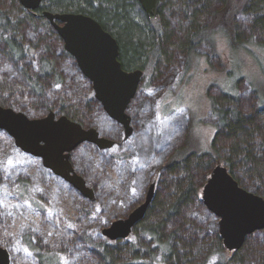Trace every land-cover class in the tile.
I'll list each match as a JSON object with an SVG mask.
<instances>
[{
	"label": "trees",
	"instance_id": "obj_1",
	"mask_svg": "<svg viewBox=\"0 0 264 264\" xmlns=\"http://www.w3.org/2000/svg\"><path fill=\"white\" fill-rule=\"evenodd\" d=\"M158 1L156 17H148L137 0H45L42 8L93 17L116 38L122 67L150 71L151 85L156 80L165 81L174 65L184 70L190 55L202 43H211L213 48L204 30L219 15V4L222 10L228 7L226 30L231 47L248 43L264 47V0H244L235 5L231 0ZM0 58V105L13 106L26 96L33 101L30 117L53 110L81 124L84 117L80 102L88 107L99 105L86 93L82 99H75L68 84L79 79L89 82L40 12L33 14L16 0H0ZM65 61L69 62L66 68ZM1 62L9 65L10 71L1 67ZM241 83L240 78L239 86ZM159 88L139 92L131 102L134 131L128 139L120 138V146L127 152L114 167L124 190L117 187L118 183L109 187L105 167L104 181L91 179V186L98 190L97 201L102 203L106 193L113 194L114 202L130 209L136 205L134 202H140L145 184L155 181L143 218L127 238L110 240L97 228L107 222L95 208L96 203L86 202L78 209L76 222L64 224V243L57 250L42 245L41 237L32 229L22 232L20 243L36 264H61L58 251L68 264H264V230L247 235L239 249L229 251L223 246L214 214L206 210L200 198V187L216 163L226 165L240 186L264 195V96L255 87L248 93L236 90V94H229L221 88L212 93L210 114L215 119V131L210 150L202 151L191 137V115L188 118L186 112L177 111L162 119L156 116ZM101 118L109 119L103 114ZM178 140L181 142L170 155ZM14 155L17 161L20 155L22 161L0 164V188L9 181H18L20 187H26L24 179L32 183L33 177L23 166L30 165L23 159L27 155L20 151ZM100 155L106 157V153ZM80 157L90 173L93 161L87 157L86 162L83 155L77 159ZM155 167L159 170L151 178L148 172ZM12 198L8 196L7 205ZM200 211L206 215L208 225L202 222ZM1 214L0 206V218Z\"/></svg>",
	"mask_w": 264,
	"mask_h": 264
},
{
	"label": "rangeland",
	"instance_id": "obj_2",
	"mask_svg": "<svg viewBox=\"0 0 264 264\" xmlns=\"http://www.w3.org/2000/svg\"><path fill=\"white\" fill-rule=\"evenodd\" d=\"M242 1L244 0H231L234 5ZM232 7L234 6L229 7V11L232 10ZM216 9L220 10L219 15L213 18L208 28L204 30L208 31L210 35L209 42H213V48L210 46L211 43H208V45L202 43L190 55L188 63L186 64L187 67L185 66L184 70H182L183 68L178 69L176 65L170 67L169 77L167 76L165 81L160 79L154 81L155 84H149L150 71L147 70L146 73L144 72L143 78L135 93L136 96L139 92H152L154 86H160L156 92L155 99L156 116L162 119L177 111L186 112L188 118L191 115V137L198 150L202 151L210 150V143L215 131V119L210 114V95L212 93L217 92L220 88L229 94H236V90L239 93H248L249 90L252 91V87H255L259 91L260 96L262 98L264 96V47L254 45L253 43L245 44L243 47H231L227 35L228 31L226 30L228 24L226 9L228 7L222 10L223 8L219 4ZM133 15L135 17L137 16L136 13ZM136 18L139 19L138 16ZM1 63V67H5L10 71L9 65H6L4 62ZM64 65L65 68L68 67L69 62L65 61ZM77 74L80 77V74ZM240 78L242 83L239 86L238 82ZM68 86L73 95L76 96L75 99L78 97L82 99V95L85 93V96H93L91 84H87L82 79L72 81ZM89 88L91 89V93L90 90L87 92ZM64 90L65 88L62 89V91ZM132 100L126 108L127 115L131 117L129 125L132 128V132L127 138H125L123 126L115 120L110 119L103 111L99 102V105L95 103L91 107L80 102L79 107L84 117L83 123L80 124L84 128L96 129L100 137L112 142V145L104 148H99L95 144L84 142L70 152L69 162L74 172L84 180L85 186L92 191L93 198L83 195L70 182L55 175L48 168H45L41 163V159L36 157L31 159L28 157L30 154L24 152L27 156H23V159L27 160L26 162H29L30 165L25 163L23 166L25 171L33 177L31 179L32 183L24 179L27 185L26 187H20L18 186V181H9V185H3L0 188V206L2 210V217L0 218V246L7 249L10 264H36L30 256V251L20 243V236L25 229L35 231L41 237L42 245L48 246L47 248L52 250H57V247L64 243V224L76 222L79 216L78 209L85 205L86 202H95V208L101 212L102 219L105 220V223L107 222V225L103 223L97 227L102 234L103 228L109 226L116 219L126 217L133 208L144 201L151 180L141 190V195L138 199L140 202H134L133 204L136 205L131 209L114 202L113 194L109 195L106 193L103 196L104 200L102 203L97 201L98 190H95L91 186L93 185L91 182L93 178L104 181V167L110 176L109 187L118 183V176L114 167L116 164L118 165V160L123 157L122 153L124 151L127 152L126 148L120 146V138L123 137L122 139L126 140L134 131L132 114L130 113ZM32 103L33 101L30 98L24 96L17 104L9 107L26 113L27 116H33ZM100 111L102 113H99ZM102 114L109 119L101 118ZM96 118L98 120H95ZM186 131L187 129L184 131V137H186ZM180 142L178 140L175 143L170 155ZM81 145L85 146L80 149ZM18 151L23 152L15 145L14 139L7 132L0 130V164H3L4 161L7 164L11 162L20 164L22 157L19 155L21 158L19 159L20 161L14 158V154H17ZM76 152L77 155L75 154ZM100 153H106V157L104 155L101 156ZM80 155H83L85 157L83 159L85 160L88 157L93 161L90 173L84 168L81 157L77 159V156L79 157ZM167 160L166 158L160 166H163ZM158 170V167L153 168L151 172H148L150 173L148 176L152 178ZM8 174L9 171L6 172V175ZM11 175L14 176V174ZM203 185L200 187V198ZM117 187L122 188V190L125 188L121 187L119 183ZM17 192L22 196L19 197ZM7 195L13 197L10 205H7V203H10L7 200ZM7 206L9 211L6 210ZM204 207L206 208L205 205ZM206 210L208 209L206 208ZM209 212L212 213L211 211ZM205 216L200 211L202 222L204 225H208L209 222ZM213 220L218 227L219 218L216 217L214 219L213 215ZM84 252L89 254L87 248H85ZM58 254L61 258L60 263L68 264L63 253L58 251Z\"/></svg>",
	"mask_w": 264,
	"mask_h": 264
},
{
	"label": "water",
	"instance_id": "obj_3",
	"mask_svg": "<svg viewBox=\"0 0 264 264\" xmlns=\"http://www.w3.org/2000/svg\"><path fill=\"white\" fill-rule=\"evenodd\" d=\"M41 0H19L28 9H34ZM149 16H157L158 0H137ZM53 23L61 37L65 50L76 61L79 71L89 79L94 98L106 115L121 124L127 138L132 132L126 108L135 96L143 76L142 69L126 70L118 60L119 46L113 35L104 30L93 17L74 12L43 13ZM56 19L62 23L57 25ZM0 130L14 139L23 152L41 159L45 168L70 182L83 195L93 198L69 162L70 152L87 142L99 148L112 142L99 136L94 128H84L65 115L55 116L49 110L41 117H29L21 111L0 105ZM155 182H151L143 202L133 208L126 217L116 219L102 229V235L110 240L125 239L134 225L143 218L153 197ZM201 200L218 220V232L223 246L239 249L247 235L264 230V196L239 186L226 165L217 163L211 169L202 190ZM0 264H10L7 249L0 246Z\"/></svg>",
	"mask_w": 264,
	"mask_h": 264
},
{
	"label": "flooded vegetation",
	"instance_id": "obj_4",
	"mask_svg": "<svg viewBox=\"0 0 264 264\" xmlns=\"http://www.w3.org/2000/svg\"><path fill=\"white\" fill-rule=\"evenodd\" d=\"M17 2H18V4L22 7V8H24L25 10H27V11H31V13H33V14H35L36 13V11H39L40 12V14L45 18V20L48 22V24L52 27V29H53V31L56 33V35L58 36V38L61 40V42H62V46H63V49L65 50V48H64V44H63V41H62V39H61V37L59 36V34H58V32H57V30H56V28L54 27V25H53V23H51L50 21H49V19L43 14L45 11H48V12H50V13H64V12H69V11H64V12H58V11H50V10H47V9H45V8H42L43 6V4H44V2H45V0H41L40 1V3L38 4V6L36 7V8H34V9H28V8H25L20 2H19V0H16ZM75 13V12H74ZM149 17H151V16H149ZM156 17V16H155ZM53 22L55 23V24H57V25H62V23L60 22V21H58V20H56V19H54L53 20ZM101 25V24H100ZM104 29V28H103ZM105 30V29H104ZM107 31V30H106ZM109 32V31H108ZM114 37V36H113ZM116 39V38H115ZM117 41V40H116ZM118 43V42H117ZM119 46V45H118ZM118 50H119V48H118ZM66 51V50H65ZM67 52V51H66ZM68 53V52H67ZM68 55L70 56V58H72V60L74 61V63L76 64V61H75V58L70 54V53H68ZM118 60H119V55H118ZM120 61V60H119ZM83 75V74H82ZM143 75H144V73H143ZM84 76V75H83ZM84 78L90 83V81H89V79L87 78V77H85L84 76ZM142 78H143V76H142ZM7 107H9V106H7ZM12 108V107H11ZM14 109V108H13ZM14 110H16V109H14ZM49 111V110H48ZM47 111V112H48ZM54 112V111H53ZM55 113V112H54ZM26 114V113H25ZM27 115V114H26ZM45 115V114H44ZM43 116V115H42ZM55 116H58V114L57 113H55ZM30 117V116H29ZM32 118H35V117H32ZM70 119V118H69ZM70 120H72V119H70ZM130 121H131V117H130ZM217 164V163H216ZM228 168V167H227ZM228 171H229V169H228ZM230 173V172H229ZM210 174V173H209ZM236 180V179H235ZM154 182V181H153ZM239 184V183H238ZM240 186V185H239ZM240 187H242V186H240ZM243 188V187H242ZM245 189V188H244ZM154 190H155V188H154ZM202 201V200H201ZM222 239V238H221ZM233 251V250H232ZM235 251V250H234Z\"/></svg>",
	"mask_w": 264,
	"mask_h": 264
}]
</instances>
